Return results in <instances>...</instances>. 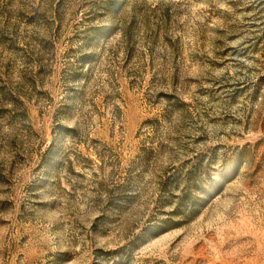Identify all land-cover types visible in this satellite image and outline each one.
I'll return each mask as SVG.
<instances>
[{
    "label": "rangeland",
    "instance_id": "1",
    "mask_svg": "<svg viewBox=\"0 0 264 264\" xmlns=\"http://www.w3.org/2000/svg\"><path fill=\"white\" fill-rule=\"evenodd\" d=\"M0 264H264V0H0Z\"/></svg>",
    "mask_w": 264,
    "mask_h": 264
}]
</instances>
